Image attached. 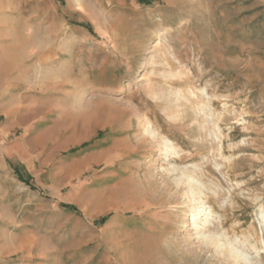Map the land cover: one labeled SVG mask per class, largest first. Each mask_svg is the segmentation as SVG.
Returning a JSON list of instances; mask_svg holds the SVG:
<instances>
[{
  "label": "rangeland",
  "instance_id": "374dc122",
  "mask_svg": "<svg viewBox=\"0 0 264 264\" xmlns=\"http://www.w3.org/2000/svg\"><path fill=\"white\" fill-rule=\"evenodd\" d=\"M8 237L5 264H264V0H0Z\"/></svg>",
  "mask_w": 264,
  "mask_h": 264
},
{
  "label": "bare ground",
  "instance_id": "6f19581e",
  "mask_svg": "<svg viewBox=\"0 0 264 264\" xmlns=\"http://www.w3.org/2000/svg\"><path fill=\"white\" fill-rule=\"evenodd\" d=\"M46 36V35H45ZM157 48V47H156ZM155 48V49H156ZM163 51H161V53H162ZM161 53H160V55H161ZM48 66V65H47ZM53 66H54V64H53ZM62 81V80H61ZM181 92V91H180ZM189 93H192L193 95H195L194 93H193V91H191V90H189ZM180 94V93H179ZM182 95V94H181ZM180 95V96H181ZM207 99L211 102V105H212V102L214 103V100L213 99H219V97L218 98H216V96H214V95H210L209 93L207 94ZM204 99L205 98H201L200 99V103L201 102H204ZM198 100H199V98H198ZM214 105V104H213ZM226 106H227V104H226ZM206 117V116H205ZM201 118V117H200ZM200 118H197V120H199L200 121ZM220 119V118H219ZM146 123H145V125H146V134L147 135H149L150 137H151V142L153 143V144H155L157 147H162V148H164L165 150H166V153H167V156H166V159L168 160V159H171V158H174V161L176 162V161H179V162H182L185 158H183V157H181L180 155H179V150H180V147L179 146H177V144L176 143H174L173 141H171L170 139H168L167 137H164V136H161V135H156L155 133H153L152 131H150V127L152 126V124L148 121V119L146 118ZM218 122H219V120H218ZM208 123V122H207ZM216 127V126H215ZM148 137V136H147ZM145 138V137H144ZM140 143H143V141L142 140H140L139 141ZM146 142V141H145ZM150 143V142H149ZM141 146V145H140ZM143 148V147H142ZM172 156H178V158H175V157H172ZM227 160V159H226ZM174 172H177V171H174ZM194 172V171H193ZM169 173H171V171L169 172ZM191 174V172L190 171H187V172H182V177L184 176H186V178L188 177V179L187 180H189V183H187V184H189L188 186H189V190H190V192L192 193V194H196V193H201L202 191H201V188H200V186H197L198 184H200V182H194L193 180H192V182H190L191 180V178H190V175ZM194 174H195V172H194ZM171 177L172 176H168V177H164L163 179H164V183H165V186L168 188L169 187V184H172V182L174 181L173 179H171ZM183 177V178H184ZM154 175H150V177H149V180H150V183H153L152 181L154 180ZM196 178V177H195ZM175 181H176V183H177V186H179L180 185V182L182 181V178H179V181L177 182V180L175 179ZM156 182V181H155ZM182 184V183H181ZM185 184V183H184ZM197 184V185H196ZM202 185V184H201ZM203 186V185H202ZM180 188H182V187H180ZM188 189V188H187ZM181 190V189H180ZM185 190V189H184ZM181 192V191H180ZM179 192V193H180ZM186 194H187V192H185ZM187 195H189V193L187 194ZM201 199V198H200ZM195 203V202H194ZM211 208V211H209V212H207L206 211V209L205 208H202L201 206H198V207H195V213H196V216H205V215H213L214 214V209H212V207H210ZM263 215V214H262ZM196 222H197V220H196ZM195 223V222H194ZM226 222H223L222 224H221V226L223 227V228H225L226 227Z\"/></svg>",
  "mask_w": 264,
  "mask_h": 264
},
{
  "label": "crops",
  "instance_id": "0c3cea01",
  "mask_svg": "<svg viewBox=\"0 0 264 264\" xmlns=\"http://www.w3.org/2000/svg\"><path fill=\"white\" fill-rule=\"evenodd\" d=\"M11 239L12 240L10 241V237H8V240L7 239L4 240L0 246L1 247L0 248V261L2 262L0 264H5L4 261L8 259V257H10L16 251L19 252V255L21 254V248H17L16 246V242L18 240L14 242L15 237H11Z\"/></svg>",
  "mask_w": 264,
  "mask_h": 264
},
{
  "label": "trees",
  "instance_id": "16d2710c",
  "mask_svg": "<svg viewBox=\"0 0 264 264\" xmlns=\"http://www.w3.org/2000/svg\"><path fill=\"white\" fill-rule=\"evenodd\" d=\"M17 172V171H16ZM26 185H29L30 184V181H29V179H24V180H22Z\"/></svg>",
  "mask_w": 264,
  "mask_h": 264
}]
</instances>
